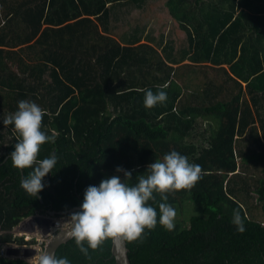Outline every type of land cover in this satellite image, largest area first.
I'll return each instance as SVG.
<instances>
[{
  "label": "trees",
  "instance_id": "1",
  "mask_svg": "<svg viewBox=\"0 0 264 264\" xmlns=\"http://www.w3.org/2000/svg\"><path fill=\"white\" fill-rule=\"evenodd\" d=\"M7 1L0 0V7L5 5L9 9ZM124 1L22 0L19 6L23 10H16L15 17L10 12L6 14L11 21L23 25L16 36L18 41H11L5 24L0 25V66L10 55H17L22 65L20 74L7 71L0 79V108L8 107L15 112L18 101L27 98L35 101L46 112L43 124L58 133L54 143L42 145L38 159L52 153L59 157L53 172L45 177L41 198H36L21 188L22 172L12 165L11 153L19 133L10 128L8 144L2 147L3 151L0 146V231L5 232L0 234V264H30L1 256L2 245L18 241L11 232L23 220L38 212H65L80 206L86 188L117 174V166L132 171L131 182L135 183L136 176L143 174L150 163L172 150L200 164L202 178L191 188L167 193L168 203L177 210L173 230L157 223L138 240H126L131 264H264V221L257 214L259 207L264 212V125L254 128L260 112H255L251 97H247L258 89L264 92L261 86L264 21H260L264 19V0H232L233 3L224 0L231 4L232 13L240 9L244 13L241 12L230 30L213 38L204 36V44L198 36L203 32L200 14L204 0H191L189 4L195 7V13L185 14L190 21L181 23L189 32L191 48L187 53L194 54L193 60L230 65L239 78L221 69L219 73L226 75L217 87L219 93L227 87L231 93L221 99L218 96L221 101L217 103L208 95L205 104L190 110L175 104L183 89L175 79L155 84L153 92L164 90L168 95L164 113L168 111L169 128L161 117L153 120L146 113L136 118L110 111L109 105L113 103L117 104L114 109L120 107L127 113L138 111L144 105L146 92L136 86L123 89L133 83L127 77L136 67L137 51L146 46L123 47L109 34L111 6ZM255 6L259 10H251ZM171 10L175 11L173 7ZM227 16L226 21L221 20L219 32L231 21L230 14ZM211 21L208 18L207 22ZM232 28L240 32L232 35ZM5 47L17 54L7 52ZM17 50L27 51L32 60L23 64V56ZM156 63L159 61L153 67ZM161 64L166 67L160 61ZM47 66L52 67L55 89L48 81L41 80ZM23 72L26 74L22 78ZM249 78L256 79L255 83L250 84ZM138 79L146 80L142 84L149 82L146 77ZM240 81H248V90H244ZM116 83L121 87L119 90L114 87ZM10 85L14 90L3 88ZM188 111H198L208 124L209 135L203 140L207 145L184 142L187 135L194 137V118ZM180 121L186 123L182 126V142L171 133L172 128L180 129ZM6 140L5 135H0V144ZM256 142L252 148L251 144ZM30 171L31 168L24 169L23 174ZM251 178L256 184L253 190L248 188ZM160 202V193L150 201L157 211ZM234 209H239L244 218V233H239L231 223ZM112 244V237H108L96 249L89 248L85 255L73 238L58 249L56 256L67 257L71 264H117Z\"/></svg>",
  "mask_w": 264,
  "mask_h": 264
},
{
  "label": "clouds",
  "instance_id": "2",
  "mask_svg": "<svg viewBox=\"0 0 264 264\" xmlns=\"http://www.w3.org/2000/svg\"><path fill=\"white\" fill-rule=\"evenodd\" d=\"M167 99L166 91L148 89L144 105L152 108ZM45 115V110L35 101L20 100L15 113L0 119L5 126L12 125L19 133L20 138L11 153L12 165L22 172L21 188L36 198L45 188V177L53 172L59 159L55 153L38 159L42 145L54 143L58 137L55 129H47L43 124ZM29 168L32 171L23 174V170ZM116 173L103 179L99 185L88 186L80 210L71 215L73 226L68 235L75 239L85 255L89 248L96 249L108 237L122 236L127 241H136L146 229H154L157 223L173 230L177 210L168 203L167 193L193 187L202 178V166L172 150L162 159L150 163L143 174L136 176L135 183L131 182L132 171L117 166ZM156 193H160L162 199L158 204L159 211L150 203L155 200ZM231 223L239 233L246 231L239 209L233 210ZM37 264L71 262L67 257L45 252L38 256Z\"/></svg>",
  "mask_w": 264,
  "mask_h": 264
},
{
  "label": "rangeland",
  "instance_id": "3",
  "mask_svg": "<svg viewBox=\"0 0 264 264\" xmlns=\"http://www.w3.org/2000/svg\"><path fill=\"white\" fill-rule=\"evenodd\" d=\"M22 0H9L7 1V8H5V5H1L0 7V25H4L3 27L7 30L9 36H10V40H17L16 36L18 33H20L22 31L21 27H23V25L20 24H16V22H14V19L11 21V19L6 17V14H8L10 12V14H14L15 17V11L16 10H23V7L19 6V2H21ZM89 1V0H88ZM249 1V0H248ZM172 3V4H171ZM191 2V0H126L124 1V3L120 2V4H122V6L120 4H115L113 7L111 6V14H112V21H110V31L109 34L111 35L112 33V37L117 39L116 36V32L120 31L119 34L121 36H124V34H131V36H134L135 40L137 39H141V34H143V26L147 25V27H149L148 23L151 24V30L156 34V38H158L160 33H163V30L165 29V27L168 24H173L174 29L176 28L175 25L177 26V24L182 25V21L186 20V21H190L189 17H186L185 14H191V13H195V7L191 6V4H189ZM231 3H233V1L231 0ZM175 10L172 11L171 9ZM260 7V4H259ZM201 8V7H200ZM244 8V7H242ZM246 8V7H245ZM244 8V9H245ZM231 4L229 2H224V0H204L203 4H202V10H201V14L199 18L200 19V24H202L200 27H202V31L203 32H199L198 36H199V40H203V44H204V36H206L205 38H213L215 37L218 33L221 34L224 31H226L227 29L230 30V26H232V23L238 19L241 16V12L244 13V11L237 10L234 11L233 13L231 12ZM248 8H246L245 10H247ZM9 10V11H7ZM251 10L255 11V10H259L256 9L255 7H252ZM222 11V12H220ZM176 13H178L176 15ZM226 14V15H225ZM230 14V20L227 23V27L225 26L224 28H222L219 32V25L221 23V20L226 21ZM195 18L196 15L194 14ZM206 16V17H205ZM205 17V18H203ZM208 18L210 20H212L210 23H208ZM254 18V17H253ZM175 19V20H174ZM198 19V17H197ZM128 22V24H126V22ZM205 21V22H204ZM260 21H264L260 20ZM172 27V28H173ZM112 28V30H111ZM199 28V27H198ZM150 29V27H149ZM2 30V29H1ZM4 30V29H3ZM184 30V29H183ZM233 31H231V34L233 35L235 31H239L240 30L238 28H232ZM132 31V32H129ZM178 31V29H177ZM168 32V31H167ZM179 33H181L180 31H178ZM149 33V30L148 32ZM146 33V35H147ZM185 34H183V36L189 35V32H187L186 30L183 32ZM218 34V36H219ZM217 36V37H218ZM225 38H228V34L225 35ZM145 39V37H143L141 39V41L143 42V40ZM161 39H163V36L161 37ZM181 40V39H180ZM189 40V37H188ZM18 41V40H17ZM175 41H176V37L174 36V34L171 35L170 38V50H173V48L175 47L176 49V45H175ZM159 42V41H158ZM165 42V40H164ZM189 43V47L187 48V51L190 50L191 48V44L190 41ZM153 44H155L153 42ZM158 47V46H157ZM186 47H187V42L186 40L184 41V44L182 46V53L186 52ZM5 50H7V52H12L13 54H17L14 49H11L10 47H5ZM165 49V48H164ZM16 50V49H15ZM19 52V54H21L23 57V61L22 63H26L30 60H32V55H29V53L27 51H22V50H17ZM138 54V58H137V64L136 67L141 70V72H139V70L137 68H134L131 72V75H129L127 77V79H129L130 81H133L134 79L137 78H143L146 77L149 79V75L151 73V70L148 69L149 66H153V63L156 61V59L153 57L152 52L145 50V48L143 50L137 51ZM9 55V54H8ZM12 56L11 58L6 57L4 62L2 63V65L0 66V79L2 78L3 75L8 74V72L11 73H17L19 72V74L21 73L20 69L22 67V65L20 64V62H18V58H16L15 55H10ZM242 55L239 54L238 58L241 57ZM159 59V57H158ZM240 59V58H239ZM17 60V61H16ZM5 63H6V68H5ZM207 63V62H205ZM160 64V63H159ZM158 63H156V66H160ZM227 66V64L225 65ZM229 70H231V76H236L237 75V71H233L232 67L229 65L228 67ZM138 70V71H137ZM8 71V72H7ZM140 73V75H139ZM264 75V72H262ZM26 72L20 76L25 77ZM52 67L47 66L45 68V72L44 75L42 77V81L46 80L49 82V84H51V86L55 89L56 88V83L52 82ZM137 76V78H136ZM237 77V76H236ZM217 78V77H216ZM221 77H219V80ZM239 78V77H238ZM142 81V80H141ZM146 80H143V82ZM202 81V80H201ZM256 79H253L252 83H255ZM34 82V81H33ZM203 82V81H202ZM25 84V82H24ZM27 85V84H25ZM258 85V84H257ZM0 86H2L0 84ZM264 86V82H262V85ZM11 87V88H9ZM7 89L10 90H14L13 86H8L5 87ZM4 88V89H5ZM124 89V88H123ZM231 89V88H230ZM3 90V89H1ZM121 91V90H120ZM232 90H229V88L227 87L226 89H221V93L220 90H208L207 95H204L203 99L206 98V96H212V99L216 100V103L218 101V96H220L221 98H224L226 95H229L231 93ZM13 92V91H12ZM213 92V93H212ZM53 93V91H52ZM54 93H57L56 90H54ZM253 96H251V94L248 93L247 97H251L252 99V103L254 105L255 108V112L258 111L260 113H258L257 115V120L259 122L255 123L254 128L258 129L259 127H262V124L264 125V92L263 90H256L253 92ZM220 98V99H221ZM25 100H31L30 98H27ZM254 101L256 102V105L254 104ZM166 103V102H165ZM165 103H161V104H157L155 107L152 108H146L145 105H141V109H139L138 111L136 110H131V112L127 113V110H123L120 109V107L114 109V107L117 104H110L109 108L110 111L112 112V114L114 115H119V114H124V115H130L132 117H141L144 113H146V117L149 119H156V118H162L164 121V125L169 128L170 127V119L169 117H166V113H168V111H166V113H164V108H165ZM169 104H167L168 106ZM256 107H260V110H256ZM161 108V109H160ZM262 108V109H261ZM157 109V110H156ZM142 110H145L142 111ZM15 113L14 111L12 112V110H10L8 107L5 108H0V119L6 118L8 115ZM180 113H185V112H180ZM189 116L194 118V125L192 127V133L194 134L192 136L187 135L184 139V142H191V141H195V143L197 142L198 144H202V145H207L206 141L203 142L204 138L206 136L209 135L208 132H206V128L208 126V124H206V122L203 121V119L201 118L200 114L198 113V111L196 112H189ZM257 113V112H256ZM161 114V115H160ZM259 114H260V118H259ZM170 115V114H169ZM180 129H174L172 128L171 133L173 136H175L180 142H182V126L186 125V123H184V121H180ZM2 128V129H1ZM10 128L14 129V127H10V126H5L2 122V120H0V135H5L7 137L6 141H1V151L4 150V148H2L3 146L8 144V140H10L11 136L10 133H8L10 131ZM15 130V129H14ZM191 133V134H192ZM240 141V140H239ZM256 144H251L252 148L256 147ZM251 148V147H250ZM240 164H242V162H240ZM253 182V179L251 178V181H248V188H250V190H253V188L256 186V184ZM247 186V185H246ZM258 209V208H257ZM257 214L258 217L261 221H264V212L261 211V207H259V209L257 210ZM36 216V217H35ZM28 219H31L29 221L28 226H26V229H22V230H14L15 232L12 233L14 238H17L18 241H15L13 244H15L16 246H14V249H9V247L7 245L2 246L1 248V256L5 257L7 259H12V260H16V259H22L27 261L30 264H36L37 263V258L39 255L44 254V248H45V243L48 242V240L50 239L49 237H45V235H43L41 233L42 230H46L48 229L49 226H51L50 224L53 223L54 220L56 221H60L62 222V226H68L72 224V220H71V215H63V216H52L49 214V212H38L36 215H34L33 217H30ZM61 226V229L63 228ZM0 233H4L3 231H0ZM23 233H28L29 234V238L26 236H22L21 234ZM28 238V239H27ZM42 244V245H41ZM23 247L26 248V251H24L21 254H17V250L18 248L23 249ZM42 247V248H41ZM5 249V252L3 251ZM30 251V252H27ZM35 252V253H33ZM14 254V255H13ZM28 254V255H27Z\"/></svg>",
  "mask_w": 264,
  "mask_h": 264
},
{
  "label": "crops",
  "instance_id": "4",
  "mask_svg": "<svg viewBox=\"0 0 264 264\" xmlns=\"http://www.w3.org/2000/svg\"><path fill=\"white\" fill-rule=\"evenodd\" d=\"M128 22L129 21H127L126 24H128ZM148 24L150 29L149 27H147V25L143 26V34H141L142 38L145 37L143 42L141 41L142 38L135 40L134 36H131V34L129 35L124 34V36H121L119 34L120 31L116 32L117 40L121 43L123 47L130 46L131 48H138L141 45L146 46L145 49L147 51L152 52L153 57L156 59V61H159V63L161 61L163 64L166 65L167 69H165L166 67H163L162 64L159 67L154 65V67L152 66L153 69L151 70V73L149 75V82L147 80L146 84H142L143 81H140L136 76L137 79H134L131 85H126L124 89H130L132 88V86H136L139 88V90H143V89L155 90L156 87L155 84L158 85L164 84L168 79L173 78L178 84H180L183 87L181 93L178 95V97H176L175 104L176 106H178V108L182 107L190 110L193 107H198L205 104L206 99H203V97L204 95H207L208 90H218L217 87H220V84L223 83L224 80L223 76H225L226 74L221 75L219 71L225 68L227 69L228 74H231V70L228 69L229 65L225 66L226 64H222V65L216 64L215 61H207V63H205L201 60H197V59L193 60L192 56L194 54L187 53L188 52L187 48L189 47V43H188L189 35L188 37L187 35L183 36V34H185L183 33L185 29L183 30V28L181 27L182 25L177 24V26L175 25L176 28L174 29L173 24L170 23L165 27L163 33H160L158 38H156L155 36L156 34L151 30V24L150 23ZM177 29L181 33H179ZM148 30L149 33H147ZM172 34H174V36L176 37L175 45L177 47L176 49L174 47L173 50H170V38ZM162 36L163 39H161ZM185 40L187 42L186 52L182 53L181 50ZM153 42L155 44H153ZM137 69L139 70L140 67ZM170 69H172L173 71L171 72ZM141 70L142 69H140L139 72H141ZM170 72H171V76H169ZM219 77H221L220 78L221 80H219ZM234 77L238 79L236 76ZM156 79L160 81H156ZM164 79H166V81H164ZM248 81H250L249 83L251 84L253 79L249 78ZM248 81H240L243 84L244 90H248L247 89V85L249 84ZM13 84L16 83L14 82ZM165 85L167 86V84ZM114 87H116V90H119L121 88L118 83H116ZM5 90L8 89L5 88Z\"/></svg>",
  "mask_w": 264,
  "mask_h": 264
},
{
  "label": "water",
  "instance_id": "5",
  "mask_svg": "<svg viewBox=\"0 0 264 264\" xmlns=\"http://www.w3.org/2000/svg\"><path fill=\"white\" fill-rule=\"evenodd\" d=\"M38 197L40 195L38 194ZM42 201V199H41ZM81 206V205H80ZM80 206H77L69 211L65 212H53L48 211L50 215L52 216H63V215H72L75 212H78L80 210ZM72 224L63 227L62 229L58 230V232L51 237L48 242L45 243L44 253L49 252L52 254H57L58 249L72 240L68 233L71 231ZM112 254L115 257L117 264H131L130 258H129V249L127 246V241L122 236L112 237ZM17 253V252H16Z\"/></svg>",
  "mask_w": 264,
  "mask_h": 264
},
{
  "label": "built area",
  "instance_id": "6",
  "mask_svg": "<svg viewBox=\"0 0 264 264\" xmlns=\"http://www.w3.org/2000/svg\"><path fill=\"white\" fill-rule=\"evenodd\" d=\"M31 219H25V220H23L18 226H15L14 228H13V230H12V232L11 233H14L15 231L14 230H22V229H26L27 227L26 226H28V225H30L29 224V221H30ZM51 226H49L48 227V229H44V230H42L41 231V233L43 234V235H45V237H49V238H51V237H53L57 232H58V230H60L61 229V226H62V222H60V221H56V220H54L53 221V223H51L50 224ZM62 227H64V226H62ZM5 233V232H4ZM0 234H3V233H0ZM22 236H26V237H28L29 238V234L28 233H23V234H21ZM27 238V239H28ZM4 245H7L8 247H9V249L11 248V249H14V246H16L15 244H13V243H9V244H4ZM4 245H2V246H4ZM42 245V244H41ZM42 248V247H41ZM4 252H5V249L3 250ZM24 251H26V248L25 247H23V249H21V248H18V250H17V254H21V253H23ZM27 252H30V251H27ZM33 253H35V252H33ZM14 255V254H13ZM28 255V254H27ZM37 264V263H36Z\"/></svg>",
  "mask_w": 264,
  "mask_h": 264
},
{
  "label": "flooded vegetation",
  "instance_id": "7",
  "mask_svg": "<svg viewBox=\"0 0 264 264\" xmlns=\"http://www.w3.org/2000/svg\"><path fill=\"white\" fill-rule=\"evenodd\" d=\"M36 217V216H35Z\"/></svg>",
  "mask_w": 264,
  "mask_h": 264
}]
</instances>
